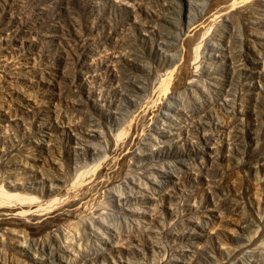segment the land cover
<instances>
[{
	"label": "rangeland",
	"instance_id": "obj_1",
	"mask_svg": "<svg viewBox=\"0 0 264 264\" xmlns=\"http://www.w3.org/2000/svg\"><path fill=\"white\" fill-rule=\"evenodd\" d=\"M239 263L264 0H0V264Z\"/></svg>",
	"mask_w": 264,
	"mask_h": 264
},
{
	"label": "bare ground",
	"instance_id": "obj_2",
	"mask_svg": "<svg viewBox=\"0 0 264 264\" xmlns=\"http://www.w3.org/2000/svg\"><path fill=\"white\" fill-rule=\"evenodd\" d=\"M132 180V179H131ZM144 186V185H143ZM133 189V188H132ZM111 190V189H110ZM114 194V193H113ZM6 195H8L9 196V194H6ZM6 195H4V197L6 196ZM115 195V194H114ZM8 196H6L7 198H8ZM5 197V198H6ZM3 198V197H2ZM97 232V231H96ZM240 264V263H239ZM244 264V263H243Z\"/></svg>",
	"mask_w": 264,
	"mask_h": 264
}]
</instances>
